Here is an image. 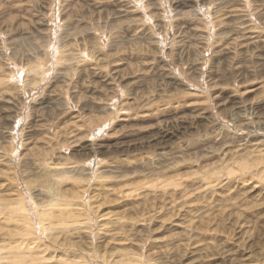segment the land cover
<instances>
[{
	"label": "rangeland",
	"instance_id": "1",
	"mask_svg": "<svg viewBox=\"0 0 264 264\" xmlns=\"http://www.w3.org/2000/svg\"><path fill=\"white\" fill-rule=\"evenodd\" d=\"M263 156L264 0H0V264H264Z\"/></svg>",
	"mask_w": 264,
	"mask_h": 264
},
{
	"label": "bare ground",
	"instance_id": "2",
	"mask_svg": "<svg viewBox=\"0 0 264 264\" xmlns=\"http://www.w3.org/2000/svg\"><path fill=\"white\" fill-rule=\"evenodd\" d=\"M10 6V5H9ZM5 16V15H4ZM117 77V76H116ZM109 83V82H108ZM109 86V85H108ZM126 105V104H125ZM247 139V138H246ZM262 142V141H261ZM262 154V153H261ZM264 157V156H263ZM90 174V173H89ZM91 175V174H90ZM90 175L88 176V178H87V180L89 179V177H90ZM19 204V203H18ZM127 205V204H126ZM61 209H62V207H60ZM23 212H25L26 211V209H25V206L23 207ZM126 209V208H125ZM21 210V209H20ZM19 210V211H20ZM66 211H67V209H66ZM124 211V210H123ZM21 212V211H20ZM22 212V213H23ZM68 212V211H67ZM61 213V212H60ZM62 213H64V212H62ZM68 214V213H67ZM44 215H47V214H44ZM60 216V215H59ZM64 216H66V215H64ZM68 216V215H67ZM61 217V216H60ZM70 217V216H69ZM86 223V222H85ZM22 249V248H21ZM26 255H28V254H26ZM22 256V255H21ZM28 256H30V255H28ZM17 258V257H16ZM18 261V260H17ZM109 264V263H108Z\"/></svg>",
	"mask_w": 264,
	"mask_h": 264
}]
</instances>
